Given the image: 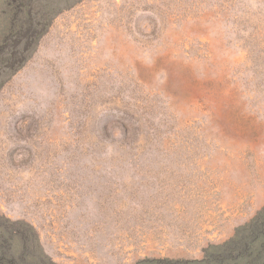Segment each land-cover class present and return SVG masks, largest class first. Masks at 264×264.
<instances>
[{"label":"rangeland","instance_id":"1","mask_svg":"<svg viewBox=\"0 0 264 264\" xmlns=\"http://www.w3.org/2000/svg\"><path fill=\"white\" fill-rule=\"evenodd\" d=\"M4 57L0 264H264V0H0Z\"/></svg>","mask_w":264,"mask_h":264},{"label":"trees","instance_id":"2","mask_svg":"<svg viewBox=\"0 0 264 264\" xmlns=\"http://www.w3.org/2000/svg\"><path fill=\"white\" fill-rule=\"evenodd\" d=\"M1 62V64H2V66H4V67H7V66H9V65H11V64H13V63H15L16 61H17V58H14V57H9V58H2L1 60H0ZM1 68V67H0Z\"/></svg>","mask_w":264,"mask_h":264}]
</instances>
